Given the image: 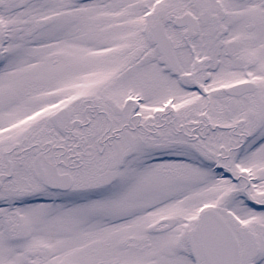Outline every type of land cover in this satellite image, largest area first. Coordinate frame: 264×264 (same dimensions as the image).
<instances>
[{
  "label": "snow or ice",
  "instance_id": "6c2138e0",
  "mask_svg": "<svg viewBox=\"0 0 264 264\" xmlns=\"http://www.w3.org/2000/svg\"><path fill=\"white\" fill-rule=\"evenodd\" d=\"M0 264H264V0H0Z\"/></svg>",
  "mask_w": 264,
  "mask_h": 264
}]
</instances>
